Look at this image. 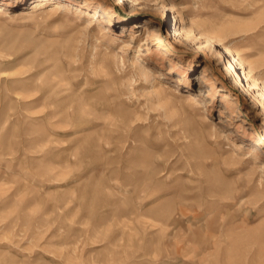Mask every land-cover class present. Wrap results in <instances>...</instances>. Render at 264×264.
<instances>
[{"label": "rangeland", "instance_id": "1", "mask_svg": "<svg viewBox=\"0 0 264 264\" xmlns=\"http://www.w3.org/2000/svg\"><path fill=\"white\" fill-rule=\"evenodd\" d=\"M262 87L264 0H0V264H264Z\"/></svg>", "mask_w": 264, "mask_h": 264}, {"label": "bare ground", "instance_id": "2", "mask_svg": "<svg viewBox=\"0 0 264 264\" xmlns=\"http://www.w3.org/2000/svg\"><path fill=\"white\" fill-rule=\"evenodd\" d=\"M251 86H253V88H257V83L253 82V83H251ZM259 98H260V100H264V87H262V89H261V92L259 94ZM260 144L264 146L263 142H261Z\"/></svg>", "mask_w": 264, "mask_h": 264}]
</instances>
